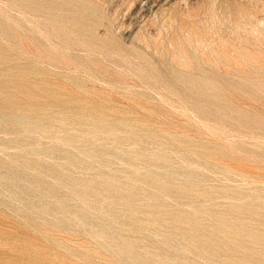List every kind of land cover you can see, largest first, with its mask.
Segmentation results:
<instances>
[{"label":"rangeland","instance_id":"374dc122","mask_svg":"<svg viewBox=\"0 0 264 264\" xmlns=\"http://www.w3.org/2000/svg\"><path fill=\"white\" fill-rule=\"evenodd\" d=\"M0 264H264V0H0Z\"/></svg>","mask_w":264,"mask_h":264}]
</instances>
